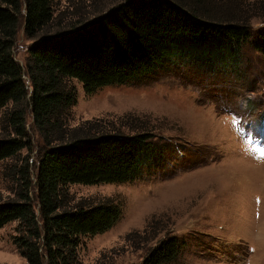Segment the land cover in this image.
<instances>
[{"label":"trees","instance_id":"trees-1","mask_svg":"<svg viewBox=\"0 0 264 264\" xmlns=\"http://www.w3.org/2000/svg\"><path fill=\"white\" fill-rule=\"evenodd\" d=\"M68 3L58 11L57 0H0V162L13 159L4 176L17 185L14 197L0 195V228L17 222L14 243L29 264H79L82 238L106 232L120 218L119 201L77 199L71 184L139 179L168 144L138 116L71 127L75 80L91 94L155 73L176 57L233 70L254 35L264 42V0ZM22 21L35 40L25 67L13 51ZM30 112L43 144L33 161ZM180 253L171 235L140 264H179Z\"/></svg>","mask_w":264,"mask_h":264},{"label":"rangeland","instance_id":"rangeland-1","mask_svg":"<svg viewBox=\"0 0 264 264\" xmlns=\"http://www.w3.org/2000/svg\"><path fill=\"white\" fill-rule=\"evenodd\" d=\"M57 2L58 11L69 4ZM34 43L22 21L13 51L24 67ZM242 59L228 70L176 57L155 73L91 94L74 81L78 98L70 109L71 127L131 115L157 141L169 139L163 156L139 179L69 186L77 199L112 197L122 204L112 228L82 238L79 264H140L171 235L181 244L179 264H264V42L254 35ZM32 122L30 112L33 161L43 144ZM12 161L0 162L3 199L17 190L4 176ZM16 227L11 222L0 228V264H29L14 243Z\"/></svg>","mask_w":264,"mask_h":264}]
</instances>
